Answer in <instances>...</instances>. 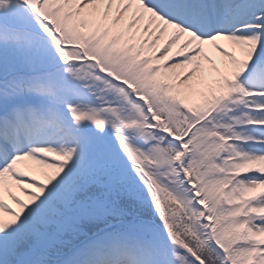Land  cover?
I'll return each instance as SVG.
<instances>
[{"label": "snow or ice", "instance_id": "6c2138e0", "mask_svg": "<svg viewBox=\"0 0 264 264\" xmlns=\"http://www.w3.org/2000/svg\"><path fill=\"white\" fill-rule=\"evenodd\" d=\"M0 264H264V0H0Z\"/></svg>", "mask_w": 264, "mask_h": 264}]
</instances>
